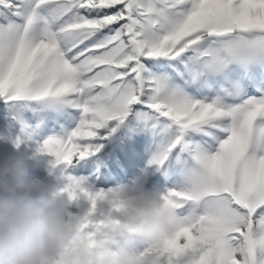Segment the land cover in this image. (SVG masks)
<instances>
[{"label": "snow or ice", "instance_id": "obj_1", "mask_svg": "<svg viewBox=\"0 0 264 264\" xmlns=\"http://www.w3.org/2000/svg\"><path fill=\"white\" fill-rule=\"evenodd\" d=\"M0 102L79 114L38 145L53 167L121 128L149 134L181 224L151 264H264V0H0ZM18 122L25 140L43 135ZM67 179L89 215L106 198L119 212L116 191ZM109 224L85 218L81 233Z\"/></svg>", "mask_w": 264, "mask_h": 264}, {"label": "clouds", "instance_id": "obj_2", "mask_svg": "<svg viewBox=\"0 0 264 264\" xmlns=\"http://www.w3.org/2000/svg\"><path fill=\"white\" fill-rule=\"evenodd\" d=\"M116 193L121 222L109 224L90 240L69 210V195L38 183L22 157L4 160L0 264H151V254L162 250L181 227L175 209L157 188L120 187ZM137 240L146 245L139 255L130 251Z\"/></svg>", "mask_w": 264, "mask_h": 264}, {"label": "trees", "instance_id": "obj_3", "mask_svg": "<svg viewBox=\"0 0 264 264\" xmlns=\"http://www.w3.org/2000/svg\"><path fill=\"white\" fill-rule=\"evenodd\" d=\"M59 114L60 115L58 116V118H60V126L52 123V121H54L56 118V113L33 112L31 110L19 111L14 108L11 109V112H8L6 109L4 110L0 106V145H3L7 150H10L11 152H17V150L25 148L29 143H33L38 146L43 142V138H46L48 135H62L59 134L60 131L63 132L61 129L65 130L66 132L72 131L76 126V121L79 118V114L74 113L69 109H66L64 112ZM20 119H23L29 124H35L38 121H43V135L41 137H35L31 141L25 140L20 131V124L18 122ZM124 134H126V138L129 140L128 145L123 139L125 138L124 136L119 135L118 139L120 140V142L122 141L124 145L128 146L127 149L132 155V158L136 162H138L140 167L138 173L149 174L150 171L154 169L148 167V161L151 156V152L149 151L152 143L151 137L146 132H131L129 130L124 132L123 135ZM17 138H20L23 141L19 147H17L15 144ZM104 148L105 146L102 147V149ZM113 157L117 162L122 159L118 148L114 149ZM105 159L107 173L106 171H104L101 163L98 161L96 156L78 161L77 164H74L73 167H70L68 169L71 171V175L92 181L96 185H99L98 182L101 183L103 178H106L107 181L109 180V183H113L115 180L120 181V179L124 178V176H122V173L119 172L118 168L115 167V165H112L110 162L108 163L107 158ZM88 170H90L91 172H89ZM130 171H132L130 176V178H132L134 176L133 174L137 172H133V170ZM110 174L112 175L111 179L109 176ZM102 184L105 183L102 182ZM117 243L119 244V241ZM142 245L143 242L137 240L130 251L136 255ZM112 250L116 251L117 247L113 246Z\"/></svg>", "mask_w": 264, "mask_h": 264}, {"label": "rangeland", "instance_id": "obj_4", "mask_svg": "<svg viewBox=\"0 0 264 264\" xmlns=\"http://www.w3.org/2000/svg\"><path fill=\"white\" fill-rule=\"evenodd\" d=\"M0 106L4 110L6 109L8 112H11L12 108L3 104L2 102H0ZM52 123L56 125L59 124L58 121H52ZM61 130L63 132L60 131L59 134H63L64 132H66L63 129ZM127 130L129 129L121 128L108 140L102 141V147L105 146V148L102 149L101 147L100 151L95 155L98 161L101 163L104 171H106V173H107V168L105 166V160H106L105 158H107L109 163V161L112 160L111 154L113 153L114 149L118 147V145L120 149L124 148V146L121 145L122 143L120 142V140H118V137L119 135L123 136V133L126 132ZM41 155L47 156L54 160V158L49 155L40 154L38 152V146H36L33 143H29L25 148L21 150H17V152H11L10 150H7L3 145H0V161L8 159L10 157L33 158ZM124 156H125L124 161H126V163H130V159H129L130 157L129 156L127 157L126 154H124ZM75 164H77V162H75ZM134 167L137 168L136 166ZM28 170H29V175L31 177L37 175L36 177H32V178H34L38 183H40L41 185H47L48 187L55 188L56 190L61 192L64 196L68 195V192L65 191V189L69 187V183H70L69 180L67 179L68 176H71L76 180L82 181L83 182L82 187L91 193H96L99 191L108 193L110 191H116L120 187H124L127 190H133L135 188H144L150 190L153 188H157L163 194L165 189L171 186V181H167V182L162 181L159 184L161 180V173L159 174V172L156 171L155 173H158V175H155L154 172L153 174L151 173L152 170L150 171L149 174H145V173L139 174L137 172L133 174L134 176L132 178H130L131 175L129 174L128 169L126 170L123 167H121L120 171L122 173V176H124V178L120 179V181L115 180L113 183H106L109 182V180L107 181V179L105 178L102 179L101 183L98 182L99 185H96L92 181L86 180L84 178L71 175V171L68 168L65 169L63 165L57 166V172L54 175H48L44 173L36 174L34 170H31L29 168ZM88 171L91 172L90 170ZM102 182L105 184H102ZM77 197H78L77 199L71 202L69 210L75 215L77 220H79L80 222L83 221L85 218H87L92 223H98L101 221H105L106 219H112L114 221H118L119 223L121 222V217L119 213L112 210V204L109 202L110 198H106L103 201H97L95 211L92 212L91 215H89L90 209L92 208L91 203L86 197H84L80 193H77ZM105 201L109 202L110 205L109 209L106 211L105 209H103L99 214H96V211H98L101 203ZM89 231H91V229H89ZM145 250H146V245L143 243V245L139 248L138 253L136 255L142 254Z\"/></svg>", "mask_w": 264, "mask_h": 264}, {"label": "bare ground", "instance_id": "obj_5", "mask_svg": "<svg viewBox=\"0 0 264 264\" xmlns=\"http://www.w3.org/2000/svg\"><path fill=\"white\" fill-rule=\"evenodd\" d=\"M30 159H33V158H30ZM56 171H57V169H56ZM56 171H55V173H56Z\"/></svg>", "mask_w": 264, "mask_h": 264}]
</instances>
